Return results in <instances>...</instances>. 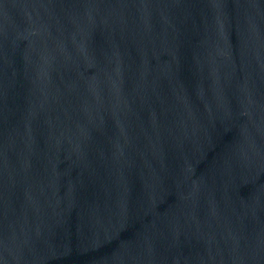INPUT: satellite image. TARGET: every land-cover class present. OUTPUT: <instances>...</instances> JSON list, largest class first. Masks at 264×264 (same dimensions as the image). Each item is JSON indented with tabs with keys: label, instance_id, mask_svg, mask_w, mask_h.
I'll list each match as a JSON object with an SVG mask.
<instances>
[{
	"label": "water",
	"instance_id": "95a60500",
	"mask_svg": "<svg viewBox=\"0 0 264 264\" xmlns=\"http://www.w3.org/2000/svg\"><path fill=\"white\" fill-rule=\"evenodd\" d=\"M0 264H264V0H0Z\"/></svg>",
	"mask_w": 264,
	"mask_h": 264
}]
</instances>
